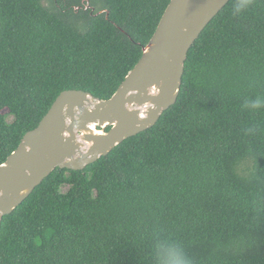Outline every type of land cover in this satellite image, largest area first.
Wrapping results in <instances>:
<instances>
[{"label": "trees", "instance_id": "obj_1", "mask_svg": "<svg viewBox=\"0 0 264 264\" xmlns=\"http://www.w3.org/2000/svg\"><path fill=\"white\" fill-rule=\"evenodd\" d=\"M170 0H0V164L64 90L109 98ZM264 0H229L176 102L83 170L56 168L0 224V264H264ZM110 127L107 126L106 130Z\"/></svg>", "mask_w": 264, "mask_h": 264}, {"label": "water", "instance_id": "obj_2", "mask_svg": "<svg viewBox=\"0 0 264 264\" xmlns=\"http://www.w3.org/2000/svg\"><path fill=\"white\" fill-rule=\"evenodd\" d=\"M229 0H170L116 91H62L0 164V224L56 168L83 170L176 102L191 45ZM110 126L108 130H105Z\"/></svg>", "mask_w": 264, "mask_h": 264}, {"label": "clouds", "instance_id": "obj_3", "mask_svg": "<svg viewBox=\"0 0 264 264\" xmlns=\"http://www.w3.org/2000/svg\"><path fill=\"white\" fill-rule=\"evenodd\" d=\"M264 106L259 99L251 104L253 108ZM158 257L161 264H192V261L186 257L176 246H169L168 248L158 250Z\"/></svg>", "mask_w": 264, "mask_h": 264}, {"label": "bare ground", "instance_id": "obj_4", "mask_svg": "<svg viewBox=\"0 0 264 264\" xmlns=\"http://www.w3.org/2000/svg\"><path fill=\"white\" fill-rule=\"evenodd\" d=\"M181 84H182V81H181ZM181 88V87H180ZM180 93V92H179ZM179 96V95H178ZM178 98V97H177ZM177 100V99H176ZM172 106V105H171ZM110 127V126H109ZM105 130H106V128H105Z\"/></svg>", "mask_w": 264, "mask_h": 264}]
</instances>
